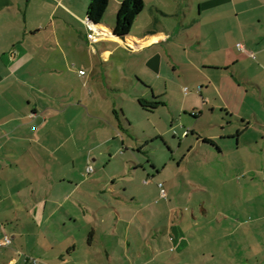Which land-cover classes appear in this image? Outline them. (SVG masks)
<instances>
[{
    "label": "crops",
    "instance_id": "0c3cea01",
    "mask_svg": "<svg viewBox=\"0 0 264 264\" xmlns=\"http://www.w3.org/2000/svg\"><path fill=\"white\" fill-rule=\"evenodd\" d=\"M151 1L154 26L122 37L117 17L88 20L91 0H0V264H264V0ZM131 107L181 132L178 170L137 158ZM194 160L245 181L184 193V214L161 185L181 197ZM140 168L151 188L128 182Z\"/></svg>",
    "mask_w": 264,
    "mask_h": 264
},
{
    "label": "rangeland",
    "instance_id": "374dc122",
    "mask_svg": "<svg viewBox=\"0 0 264 264\" xmlns=\"http://www.w3.org/2000/svg\"><path fill=\"white\" fill-rule=\"evenodd\" d=\"M157 5V3H153L151 0L147 3V9L146 11H144L141 15H138L137 18H139L137 20V22H135L134 26H133V32L134 33H138V31H140L143 27H147V26H151L153 27V25H151V20L150 18L148 19V10L150 9L151 6ZM160 4H158L159 6ZM163 5V4H162ZM131 6L133 8L132 2H131ZM119 10H115V14L114 17L115 18H111V19H107L108 16H105L104 20H106L108 23H114L116 20V17L118 16ZM172 23V21H169L168 24L170 25ZM134 93L135 90L133 89ZM184 93V92H183ZM185 94V93H184ZM129 106V105H128ZM127 106V107H128ZM138 108V107H137ZM140 108V107H139ZM129 108L128 109V115H130V118L132 119L133 123L135 124L134 126V132L137 134V136L135 137L130 136L129 138L132 139L133 144L131 143V145L135 148V152L137 154V158L140 159L141 161L145 160L146 158H150V159H156L158 161H162L163 163H167L168 165H170V168H172V170H178V167H176V161L171 160L172 156H173V151L174 149L172 148L173 145H175V149L178 147V143L179 139L174 138V133L177 134V132L179 133V135H181V132L178 130V128L176 127H171V125H169L166 121L167 116L164 112H160L158 115L154 114V113H146L144 111H141L140 113L133 111L134 109ZM133 111V112H132ZM72 114V113H71ZM161 117L163 119H161ZM161 119V120H160ZM76 123L80 124L82 123V119L78 118V120L76 121ZM83 124H87V122L85 120H83ZM157 126V128L159 129L160 133H164L166 134L167 132H169V135H165L166 137L163 136H159L157 138L153 139H149L148 142H145L147 140H145L146 136L153 135L155 132V127ZM80 129H82L81 126H79ZM143 132H146L147 135H144ZM78 133L80 134V139L88 140V142L91 141L90 144H96L95 139L91 140V136H89V133L86 131H78ZM139 137V138H138ZM149 137V136H148ZM137 138L139 140H137ZM193 138V136L190 135V140ZM142 142V144H136V141H138L139 143ZM176 140V141H175ZM174 147V146H173ZM185 149V146L183 147L182 151ZM205 151L207 150H212L214 156L217 155L218 149H211L210 146H205L203 148ZM217 149V150H216ZM108 156V155H107ZM109 157V156H108ZM177 158V156H176ZM174 159V158H173ZM174 164V165H173ZM204 165V164H202ZM81 166V164L78 162L77 163V167L79 168ZM147 166V165H146ZM217 167L220 165L217 164ZM134 168V167H133ZM96 175H100V171L102 169V164H99L97 167L94 168ZM187 171H190V175H187ZM115 173V172H114ZM130 176L127 180L130 184H132L131 182H134L139 189H145V188H151L153 185H146L145 181L147 179H149V177L147 175H143V170L140 168L138 171V176H135L133 174H130ZM240 176V180L238 179V176H234L233 174L227 176L226 178H223L222 176H215L213 174H209L208 173V169L205 167V169L200 165V163L197 162V160L192 161L190 164L185 161L183 163V165L181 166L180 169V173L178 174V178L177 181H175L176 183H178L179 185V192L181 194L180 196H174L173 193L170 194V189L169 186L167 187V185L165 184V182L162 181V188L164 189V191L167 194V198H163L164 199V203L165 204H169L171 205V208H176L179 209V211H183L184 214H190V209H192L188 203V201L185 199L186 195L188 193H194V190L197 191L194 194V197L196 198L195 202H198V199H204L209 201L210 199V195L207 196L204 192H202V190H197V189H202V187H210L213 189H221L224 188V186L226 185L225 183H227V181L230 183L227 184L228 186H237L236 183H243V181ZM187 177H191V181H194V184L190 182V179ZM85 179H91V178H86L84 175ZM93 178V177H92ZM136 178V179H135ZM131 179V180H130ZM234 179V180H233ZM246 179V178H244ZM135 187V186H134ZM200 191V192H199ZM184 193L186 195H184ZM184 196V197H183ZM198 198V199H197ZM164 223L166 224V221L168 219L167 216V210L164 208ZM152 226V225H151ZM155 233V232H154ZM156 235V234H155ZM168 239V237H167ZM149 245V251L147 252L148 255V260L153 258V252H152V244H148ZM158 246V244H157ZM166 249L165 251H169L170 248H168V240L165 242L164 244ZM156 260H154L152 263L150 264H156L155 262ZM144 262V259L141 260V263ZM127 263V262H126Z\"/></svg>",
    "mask_w": 264,
    "mask_h": 264
},
{
    "label": "trees",
    "instance_id": "16d2710c",
    "mask_svg": "<svg viewBox=\"0 0 264 264\" xmlns=\"http://www.w3.org/2000/svg\"><path fill=\"white\" fill-rule=\"evenodd\" d=\"M131 2L133 8L131 6ZM110 0H91L90 7L88 10V18L95 24H100L106 15L109 7ZM145 9L144 0H128L124 2L120 8L117 16V22L115 26V33L118 36L129 35L137 16L140 15ZM141 106L149 111H153L162 104L159 98H154L151 102L140 100ZM205 143H210L205 140Z\"/></svg>",
    "mask_w": 264,
    "mask_h": 264
},
{
    "label": "built area",
    "instance_id": "2783aa9c",
    "mask_svg": "<svg viewBox=\"0 0 264 264\" xmlns=\"http://www.w3.org/2000/svg\"><path fill=\"white\" fill-rule=\"evenodd\" d=\"M88 20H89V18H88ZM90 21V20H89ZM90 22H92V21H90ZM93 23V22H92ZM90 28V34L88 35V38H89V40H92V41H97L98 40V38H99V35H101V33H99L98 31H97V29H95L94 27H89ZM237 47H238V49L239 50H244V46L242 45V44H238L237 45ZM80 74L81 75H84L85 74V72L84 71H81L80 72ZM93 167H88L87 168V173L88 174H92L93 173ZM162 186V185H161ZM163 196L165 197L166 196V194H165V192L163 191ZM11 242H12V240H11V238H9V237H6V239H5V244H7V245H9V244H11Z\"/></svg>",
    "mask_w": 264,
    "mask_h": 264
}]
</instances>
